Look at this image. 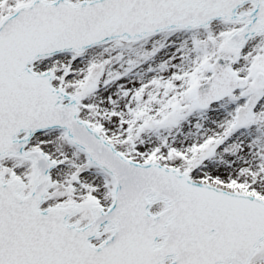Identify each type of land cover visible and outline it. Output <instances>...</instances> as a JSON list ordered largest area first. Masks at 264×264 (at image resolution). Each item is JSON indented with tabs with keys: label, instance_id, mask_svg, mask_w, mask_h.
<instances>
[{
	"label": "snow or ice",
	"instance_id": "1",
	"mask_svg": "<svg viewBox=\"0 0 264 264\" xmlns=\"http://www.w3.org/2000/svg\"><path fill=\"white\" fill-rule=\"evenodd\" d=\"M0 264H264V0H0Z\"/></svg>",
	"mask_w": 264,
	"mask_h": 264
}]
</instances>
